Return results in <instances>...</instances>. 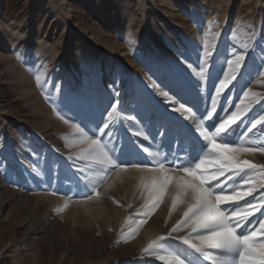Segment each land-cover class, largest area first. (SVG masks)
I'll return each instance as SVG.
<instances>
[{
    "label": "rangeland",
    "instance_id": "374dc122",
    "mask_svg": "<svg viewBox=\"0 0 264 264\" xmlns=\"http://www.w3.org/2000/svg\"><path fill=\"white\" fill-rule=\"evenodd\" d=\"M262 38L264 0H0V264H171L177 258L210 264L180 239L190 237L188 226L169 235L191 203L178 199L182 170L165 163L175 179L153 192L161 179L153 169L168 156L167 146L151 135L160 113L139 116L134 105L106 108L109 86L131 97L137 78L149 83L144 63L178 61L192 78L185 99L206 110L203 116L192 110L205 127L218 126L237 105L247 106L230 125L240 124L244 133L230 147L239 149L236 159L257 167L226 169L218 179L234 189L223 194L247 192L251 184L256 195L264 190V132H247V118L264 115V52L255 53ZM238 55L245 56L241 69L258 64V73L247 84L230 80L213 110L211 97ZM201 66L206 71L197 75ZM29 71L34 88L25 83ZM62 86L69 99L88 96L92 105L68 112L59 103ZM169 97L157 98L192 124L189 114L176 111L183 101ZM101 114L109 123L103 133L97 127H103ZM184 126L195 148L183 159L194 165L201 142ZM93 139L99 142L95 151ZM121 148L144 163L121 164ZM100 150L114 164L96 160ZM216 167L197 170V182L200 171L210 175ZM209 183L214 195L221 194L215 180ZM236 203L243 206L238 200L219 207L230 212ZM257 209L253 215L260 219L264 208Z\"/></svg>",
    "mask_w": 264,
    "mask_h": 264
},
{
    "label": "snow or ice",
    "instance_id": "6c2138e0",
    "mask_svg": "<svg viewBox=\"0 0 264 264\" xmlns=\"http://www.w3.org/2000/svg\"><path fill=\"white\" fill-rule=\"evenodd\" d=\"M181 55L183 56L182 53ZM208 55L209 52L205 50V56L207 57ZM242 62H245V56L243 55L236 56L234 61H228L229 71L224 73L225 79L215 89V96L211 97L213 110L216 98L219 97L221 90L230 80H235L236 84H240L241 81L247 84L252 76L258 73V64L253 67L248 63H244L243 69H241ZM142 63L144 62L142 61ZM144 66L149 75V83L137 78L131 85V97L128 96V93L121 92V89L115 84L110 85L109 91L111 94L107 95L108 103L106 108L115 110L116 105L130 104L134 105L133 110L139 116H144L146 112L160 113V119L155 124L154 135L152 133L151 135L154 140L159 138L161 145L167 146L168 156L164 162L158 163V166L153 169L161 174L159 185L155 182L153 183V192L155 194L162 191L165 185L175 179L167 175L168 169L165 167V163H168L169 167H175L184 173V176L176 182L178 199L188 197L191 200L187 210L183 212V219L172 228L169 235L188 226L191 230L190 237H181L180 239L185 245H190L196 253H200L203 261H208L210 264H264V211H261L260 219L253 215V212L258 210L257 205L260 208H264V190L253 195L256 189L254 185L250 184L247 192H236L234 195H227L223 193L234 191V189L228 183L221 186L218 179V176L223 175L226 169L243 171V166H247L249 169L257 167L247 161L236 159L234 153L239 151V149L230 147V145H236L240 136L244 134L240 130V124H236L235 128L230 127V125L241 118L247 111V106L241 109L240 105H237L236 111L231 112L226 119L221 118L222 122L218 126L213 122L208 127H205L204 120L195 115L192 110L195 109L202 116L206 110L202 112L196 104L190 103L189 100L185 99L184 90L192 85L190 73L178 61L169 63L167 61L149 60V62L144 63ZM201 69V73H197V75H202L203 71H206L203 66H201ZM237 72L240 73L239 79H237ZM246 76L249 78L248 80H244ZM216 78H219L218 74ZM210 86L214 87V84ZM235 86L233 85V87ZM198 87L193 88L197 96L199 95ZM170 93L183 101L180 108L176 109V111L189 114L192 124H188L176 117L170 107L163 105L162 101L157 98L158 96H163L165 99H169ZM248 94V92H244L245 97ZM59 103L71 113L77 108L90 107L92 99L88 96L83 98L77 96L74 99H69L62 86ZM186 103L189 104L187 109L184 107ZM172 107L174 108V104ZM261 111H264V107H262ZM112 115V112H107L109 118ZM208 115L210 116V113ZM73 118L79 117L74 116ZM247 119L251 124V127L247 128V132H252L253 129L264 132V128L258 129V125L264 122V115H260L259 119L255 117H248ZM253 119H255V123L251 122ZM100 122L103 127L98 125V131L103 133L105 129L109 128V123L104 121L103 114L100 116ZM243 123L244 121L241 120V124ZM185 124L190 126L191 132L201 142L199 162L194 163V165L192 163L186 165L183 159L184 156L189 158L190 151L195 148L186 132ZM109 135H111V131ZM136 135H142V133L137 132ZM148 138L147 135L144 136V140H148ZM89 147L95 151L99 147V142L93 139L89 142ZM113 151H115V148ZM259 151L264 152V146H261ZM120 156L123 157L120 163L125 166L131 164L136 167L144 163L142 160L132 159L126 154L124 148L120 149ZM209 157H212V159L210 160ZM94 158L101 163L114 164V161L109 160L102 150L96 152ZM189 161L191 160L189 159ZM209 163L217 165L215 171L210 175L206 174L205 171H200L197 182L195 179L197 170L202 169ZM73 176L75 178L76 174H73ZM211 180L216 181V188L219 189L221 194H213L215 189L209 183ZM245 196H252V199H244ZM238 200L243 201V206L239 203L233 204L230 212H226L219 207L222 203ZM175 203L176 201H174V205ZM153 207H155V204H153ZM258 233H260L259 239H257ZM190 240L192 241L191 243ZM171 264H185V260L177 258ZM189 264H192V262L189 261ZM200 264H203V262H200Z\"/></svg>",
    "mask_w": 264,
    "mask_h": 264
},
{
    "label": "bare ground",
    "instance_id": "6f19581e",
    "mask_svg": "<svg viewBox=\"0 0 264 264\" xmlns=\"http://www.w3.org/2000/svg\"><path fill=\"white\" fill-rule=\"evenodd\" d=\"M138 37V36H137ZM168 38L170 39L171 38V35H169L168 36ZM178 39V38H177ZM235 40V39H234ZM260 44H259V47L255 50V53H256V55H259V54H261V53H263L264 52V38H262L261 39V41L259 42ZM46 49V48H45ZM52 52V51H51ZM56 52V51H55ZM169 54L170 53H174L173 52V50H172V48L171 47H169V52H168ZM177 53V52H176ZM85 54V53H84ZM105 57V56H104ZM168 57V56H167ZM170 57V56H169ZM172 59V58H171ZM255 62V61H254ZM141 67H138L137 69H140ZM141 72V70L138 72V74ZM112 75V74H111ZM137 75V74H136ZM27 80L25 81V83L27 84L26 86H28L29 88H34L35 87V84H34V82H33V77H32V74H31V71H29L28 73H27ZM130 80V79H129ZM26 86H24V87H26ZM193 86V85H192ZM23 87V88H24ZM41 92V91H40ZM40 92L38 93V96L40 97L41 96V94H40ZM49 101V100H48ZM51 102V101H50ZM129 106L130 107H132L130 104H129ZM67 122H68V120H67ZM72 123V122H71ZM79 125V124H78ZM80 126V125H79ZM189 126H187V128H188ZM188 131V130H187ZM190 131V130H189ZM189 134V133H188ZM166 240V239H165ZM155 241V240H154ZM167 241V240H166ZM159 246V245H158ZM157 246V247H158ZM155 247V246H154ZM162 247V246H161ZM159 249V248H158ZM168 258V257H167ZM170 258V257H169ZM165 264V263H164Z\"/></svg>",
    "mask_w": 264,
    "mask_h": 264
}]
</instances>
